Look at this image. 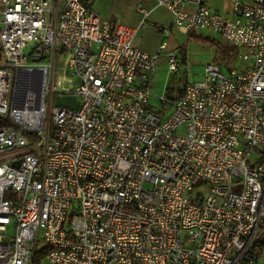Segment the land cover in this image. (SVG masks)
Returning <instances> with one entry per match:
<instances>
[{"label":"built area","instance_id":"2783aa9c","mask_svg":"<svg viewBox=\"0 0 264 264\" xmlns=\"http://www.w3.org/2000/svg\"><path fill=\"white\" fill-rule=\"evenodd\" d=\"M89 1L0 0V264H33L39 245L46 264H255L264 0H154L173 26L218 34L246 62L207 63L181 95L158 97L159 112L149 100L165 43L133 44L149 11L131 27ZM165 55L177 69V52Z\"/></svg>","mask_w":264,"mask_h":264},{"label":"rangeland","instance_id":"374dc122","mask_svg":"<svg viewBox=\"0 0 264 264\" xmlns=\"http://www.w3.org/2000/svg\"><path fill=\"white\" fill-rule=\"evenodd\" d=\"M244 1L248 2L249 0ZM127 5V0L123 3L116 4L113 7L114 12L112 18L118 19L117 22L120 23L121 21L119 20L124 17L123 12ZM108 8L110 9V7ZM161 35L162 33L154 32L151 28L139 34L140 38L148 47H153L162 39L168 44L167 47L165 46V50H163L164 53L165 51H176L178 54L175 59L178 62L177 69H171L169 67L166 53L162 55L163 51L156 61L149 104L158 112L162 108L158 97L166 92V87H172L173 92L176 93L185 84L200 81L207 63L211 61L218 62L222 70L226 73H229V70L232 68L242 70L246 65V62L237 56L238 50L227 52V46L230 44L223 40L220 35L212 33L211 31L194 30L184 33L175 26H172L171 28H167L164 38ZM31 48L32 45H27L23 50L24 52H28ZM62 59L63 57L61 55L56 58V73L60 75H63V71L59 70L58 66ZM19 76L24 81V74L21 73ZM19 87L21 88L22 84ZM257 264H264V249L260 253Z\"/></svg>","mask_w":264,"mask_h":264},{"label":"crops","instance_id":"0c3cea01","mask_svg":"<svg viewBox=\"0 0 264 264\" xmlns=\"http://www.w3.org/2000/svg\"><path fill=\"white\" fill-rule=\"evenodd\" d=\"M126 0H90V7L103 19L111 20L117 22L118 19H114L113 17V7L116 4L123 3ZM128 5L125 8L123 15V18H120V23L136 27L139 20L142 17V13L139 10V7L142 9L148 10L149 14L145 18V24L141 27H138L134 37H133V44L143 49L147 52H156L158 51V46L162 43H165V46L167 47V42L165 40L160 39L157 44H155L153 47H148L145 42L140 38L139 34L144 33L148 31L149 28H151L154 32H160L162 33L161 37H165V32L157 29L155 25H160L161 27L171 28L173 26L172 24V16L170 12L162 7L155 5L154 0H127ZM244 1V0H242ZM246 2V1H244ZM249 2V1H248ZM208 5L213 9H229L230 4L227 1L224 0H208ZM110 7V9L108 8ZM169 49V48H168ZM165 50L162 49L161 52ZM160 52V54H161ZM167 51H165L166 53ZM164 51L162 52V55L165 54ZM260 256V255H259ZM259 258V257H258ZM258 258L256 260L258 261Z\"/></svg>","mask_w":264,"mask_h":264},{"label":"trees","instance_id":"16d2710c","mask_svg":"<svg viewBox=\"0 0 264 264\" xmlns=\"http://www.w3.org/2000/svg\"><path fill=\"white\" fill-rule=\"evenodd\" d=\"M237 48L228 45L227 46V52L228 51H236ZM183 92V87L178 89L176 94L177 96L181 95V93ZM166 93L169 97H171L173 95V88L172 87H166ZM47 247L45 245H39L35 252H34V256H33V264H46L44 261V255L46 252ZM262 249H264V232H262L261 236L259 237V239L257 240V242L254 244V246L251 248V250L249 251V256L254 257L256 260L259 257Z\"/></svg>","mask_w":264,"mask_h":264},{"label":"water","instance_id":"95a60500","mask_svg":"<svg viewBox=\"0 0 264 264\" xmlns=\"http://www.w3.org/2000/svg\"><path fill=\"white\" fill-rule=\"evenodd\" d=\"M54 104L58 106H64L71 109L78 107V102L74 95H57L54 99ZM19 161H15L12 165L17 166Z\"/></svg>","mask_w":264,"mask_h":264},{"label":"bare ground","instance_id":"6f19581e","mask_svg":"<svg viewBox=\"0 0 264 264\" xmlns=\"http://www.w3.org/2000/svg\"><path fill=\"white\" fill-rule=\"evenodd\" d=\"M21 84H23V78L21 76H19L17 78V82H16V88L19 87Z\"/></svg>","mask_w":264,"mask_h":264}]
</instances>
